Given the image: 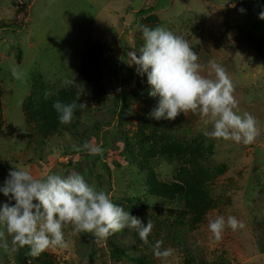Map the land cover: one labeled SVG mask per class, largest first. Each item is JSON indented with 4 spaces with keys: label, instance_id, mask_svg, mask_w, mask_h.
Instances as JSON below:
<instances>
[{
    "label": "rangeland",
    "instance_id": "obj_1",
    "mask_svg": "<svg viewBox=\"0 0 264 264\" xmlns=\"http://www.w3.org/2000/svg\"><path fill=\"white\" fill-rule=\"evenodd\" d=\"M23 5L28 7L18 10ZM148 8L154 10L141 12ZM261 11L264 0H0V105L5 121L0 184L13 167H26L37 179L76 171L142 223L149 220L153 225L145 241L137 228L98 239L75 234L68 224L63 229L67 247L49 248L38 257L29 255L28 246L11 250L12 235L3 228L9 250L0 248V264H162L153 250L159 240L162 248L173 250L166 264H264ZM142 26H162L182 36L209 78H216L210 62L223 66L239 113L257 120L259 134L250 144L205 137L203 131L212 125H204L191 111L166 120L177 136L196 146L204 167L215 173L208 183L215 207L196 227L188 220L176 222L183 200L165 201L139 190L146 185L141 177L145 169L168 182L177 173V164L163 158L144 163L135 144L139 122L158 103L148 94L146 74L138 75L127 56L143 45ZM94 44L104 53V93L86 98L85 113L75 128L48 140L27 122L25 103L38 87L53 92L69 87ZM86 141L102 146L103 153L74 150ZM7 199L0 194V203ZM218 216L226 221L234 216L243 227L226 225L216 239L209 222Z\"/></svg>",
    "mask_w": 264,
    "mask_h": 264
},
{
    "label": "clouds",
    "instance_id": "obj_2",
    "mask_svg": "<svg viewBox=\"0 0 264 264\" xmlns=\"http://www.w3.org/2000/svg\"><path fill=\"white\" fill-rule=\"evenodd\" d=\"M259 18L264 20V11ZM142 35L143 45L128 51L127 56L131 61L129 65L136 66L138 75L146 74L149 96L158 98L156 107L149 113L152 118L172 121L181 113L191 111L200 115L204 125H212L211 130L203 131L205 137L244 144L256 139L257 120L250 113H239L233 83L223 66L210 62L216 78H209L202 74L198 55L182 36L162 26H142ZM13 75L19 73L13 69ZM79 106L84 104L79 103ZM77 107V101L53 104L59 123L64 125L72 122ZM73 147L77 152L103 153L102 146L87 141ZM0 194L8 198L0 203V229L6 228L12 235L11 250L28 246L29 255L33 257L49 248L67 247L63 229L68 224L75 234L90 233L98 239L125 228H137L145 241L153 227L149 220L145 225L114 203L109 193L76 171L37 179L28 168L13 167L0 184ZM226 225L233 230L243 227L234 216H229L227 221L218 216L209 222V229L220 239ZM163 243V240L157 241L153 250L155 257L166 264L173 250L162 248ZM0 248L9 250L2 230Z\"/></svg>",
    "mask_w": 264,
    "mask_h": 264
},
{
    "label": "trees",
    "instance_id": "obj_3",
    "mask_svg": "<svg viewBox=\"0 0 264 264\" xmlns=\"http://www.w3.org/2000/svg\"><path fill=\"white\" fill-rule=\"evenodd\" d=\"M27 7L23 5L18 7V10L23 11ZM153 10L154 8H148L141 12ZM103 63L104 53L100 45L90 46L83 56L77 78L69 87L57 92L38 87L37 92L28 98L24 107L27 122L35 124L40 135L48 140L64 130L75 128L85 113L86 98H98L100 92L104 93ZM56 101H77L78 107L70 124L59 123L58 113L53 108ZM79 103L84 106H79ZM4 125L3 109L0 105V134ZM190 143L177 136L166 120L157 121L150 115L142 118L136 131L135 144L144 163L149 164L152 159L159 157L177 164L175 179L169 182L160 179L152 170H143L141 177L146 179V185L139 190L142 188L147 195L163 198L165 201L171 202L177 198L183 200L184 206L176 222L183 223L188 220L189 225L196 227L215 207V200L208 186L215 173L204 167L203 156L199 154L196 146Z\"/></svg>",
    "mask_w": 264,
    "mask_h": 264
}]
</instances>
